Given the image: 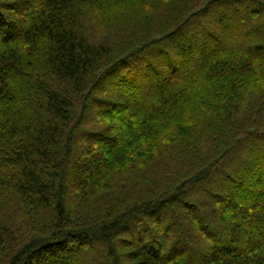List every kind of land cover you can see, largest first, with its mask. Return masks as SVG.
Returning <instances> with one entry per match:
<instances>
[{
  "label": "trees",
  "instance_id": "1",
  "mask_svg": "<svg viewBox=\"0 0 264 264\" xmlns=\"http://www.w3.org/2000/svg\"><path fill=\"white\" fill-rule=\"evenodd\" d=\"M0 264H264V0H0Z\"/></svg>",
  "mask_w": 264,
  "mask_h": 264
},
{
  "label": "rangeland",
  "instance_id": "2",
  "mask_svg": "<svg viewBox=\"0 0 264 264\" xmlns=\"http://www.w3.org/2000/svg\"><path fill=\"white\" fill-rule=\"evenodd\" d=\"M128 85L129 86H134L135 85V82L129 83ZM196 248H199V247H196Z\"/></svg>",
  "mask_w": 264,
  "mask_h": 264
}]
</instances>
